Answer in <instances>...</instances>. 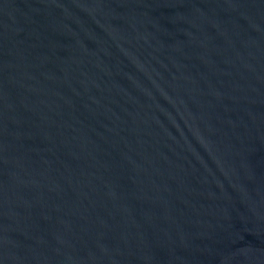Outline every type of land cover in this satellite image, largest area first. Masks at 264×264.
<instances>
[{
	"label": "water",
	"instance_id": "1",
	"mask_svg": "<svg viewBox=\"0 0 264 264\" xmlns=\"http://www.w3.org/2000/svg\"><path fill=\"white\" fill-rule=\"evenodd\" d=\"M0 264H264V0H0Z\"/></svg>",
	"mask_w": 264,
	"mask_h": 264
}]
</instances>
